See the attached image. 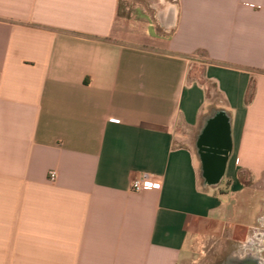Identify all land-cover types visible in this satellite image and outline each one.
<instances>
[{
	"label": "crops",
	"instance_id": "crops-1",
	"mask_svg": "<svg viewBox=\"0 0 264 264\" xmlns=\"http://www.w3.org/2000/svg\"><path fill=\"white\" fill-rule=\"evenodd\" d=\"M139 2L121 31L122 0H0V264H184L255 212L264 0Z\"/></svg>",
	"mask_w": 264,
	"mask_h": 264
},
{
	"label": "rangeland",
	"instance_id": "rangeland-1",
	"mask_svg": "<svg viewBox=\"0 0 264 264\" xmlns=\"http://www.w3.org/2000/svg\"><path fill=\"white\" fill-rule=\"evenodd\" d=\"M138 3L140 4L139 0H122L118 16V30H129L127 27L123 28L122 24L124 21H129L132 13L137 19L142 16L150 17L151 12L149 10L141 15L132 12L139 5ZM126 6L129 10L126 9ZM134 28L138 32L139 29L141 30L138 26H134ZM208 87L212 100L219 102L215 90L211 86ZM261 185L264 187V184ZM257 188V186L254 187L253 192H258ZM253 192L250 191L247 197L250 204L255 205V212L249 213L250 216L246 218L236 220V223L241 222L242 226L228 228L217 226L211 228L209 235H202L190 240L184 264H224L228 257L238 254L253 255L264 263V213L261 205L264 203V193Z\"/></svg>",
	"mask_w": 264,
	"mask_h": 264
},
{
	"label": "water",
	"instance_id": "water-1",
	"mask_svg": "<svg viewBox=\"0 0 264 264\" xmlns=\"http://www.w3.org/2000/svg\"><path fill=\"white\" fill-rule=\"evenodd\" d=\"M224 135H225L224 124L221 121L216 120L208 124L207 131L203 136L202 142L205 144L219 145L221 146V148H223L224 139H225ZM204 151H205L204 158H205V166H206L205 175L209 178L211 182H214L216 180L215 177L219 174V171H220L219 164L214 161L212 156L208 152H206V150ZM255 260L244 259V260H241L235 263L236 264H261L260 262H262L258 258H256Z\"/></svg>",
	"mask_w": 264,
	"mask_h": 264
},
{
	"label": "built area",
	"instance_id": "built-area-1",
	"mask_svg": "<svg viewBox=\"0 0 264 264\" xmlns=\"http://www.w3.org/2000/svg\"><path fill=\"white\" fill-rule=\"evenodd\" d=\"M56 178V172H49L50 181H54ZM161 188L160 180L153 174L145 173L134 178L130 183V190L133 193H142L147 190H159Z\"/></svg>",
	"mask_w": 264,
	"mask_h": 264
},
{
	"label": "bare ground",
	"instance_id": "bare-ground-1",
	"mask_svg": "<svg viewBox=\"0 0 264 264\" xmlns=\"http://www.w3.org/2000/svg\"><path fill=\"white\" fill-rule=\"evenodd\" d=\"M244 259L255 260L256 258L250 254L244 255V256L238 254V255H233V256L229 257L224 264H236L235 262H238V261H241ZM255 261H257V260H255ZM260 263L263 264L262 262H260Z\"/></svg>",
	"mask_w": 264,
	"mask_h": 264
},
{
	"label": "flooded vegetation",
	"instance_id": "flooded-vegetation-1",
	"mask_svg": "<svg viewBox=\"0 0 264 264\" xmlns=\"http://www.w3.org/2000/svg\"><path fill=\"white\" fill-rule=\"evenodd\" d=\"M257 187H258V188H257V189H258V190H257L258 192H260V193H261V192L264 193V187H263L262 185H258ZM250 190H251V191H254L253 188L250 189ZM261 205H262V209H263L262 212L264 213V203L261 204Z\"/></svg>",
	"mask_w": 264,
	"mask_h": 264
}]
</instances>
